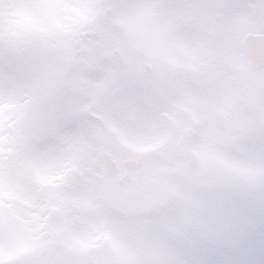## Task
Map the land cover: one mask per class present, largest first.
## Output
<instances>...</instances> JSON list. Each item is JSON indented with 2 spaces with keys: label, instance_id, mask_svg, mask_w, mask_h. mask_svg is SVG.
I'll use <instances>...</instances> for the list:
<instances>
[{
  "label": "snow or ice",
  "instance_id": "obj_1",
  "mask_svg": "<svg viewBox=\"0 0 264 264\" xmlns=\"http://www.w3.org/2000/svg\"><path fill=\"white\" fill-rule=\"evenodd\" d=\"M0 264H264V0H0Z\"/></svg>",
  "mask_w": 264,
  "mask_h": 264
}]
</instances>
